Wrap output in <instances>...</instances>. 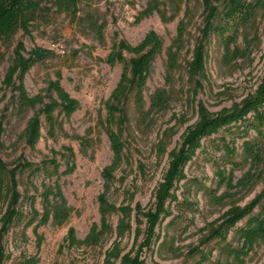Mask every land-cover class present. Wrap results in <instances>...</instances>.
Instances as JSON below:
<instances>
[{
  "label": "rangeland",
  "instance_id": "374dc122",
  "mask_svg": "<svg viewBox=\"0 0 264 264\" xmlns=\"http://www.w3.org/2000/svg\"><path fill=\"white\" fill-rule=\"evenodd\" d=\"M149 1L82 0L75 15L49 0L30 13L31 35L24 34L21 28L17 29L13 40L0 46V114L7 104L10 111L13 110L12 91L4 93L2 80L12 61L17 42L23 40L27 50L42 46L54 51V57L47 60V63L34 65L26 73L25 86L28 92L31 95L41 92L51 79L57 78V72L61 71V84L82 104L66 120L65 128L70 133L84 134L86 128L96 124L99 115H105L102 102L108 99L120 78L122 63L110 64L106 61L113 44L124 38L136 45L150 29L162 36L163 50L157 56L147 79L144 109L149 108L150 94L162 87L170 91V104L166 109L150 114V120H146L147 113L142 114L134 107V97L131 96L128 103V125L123 132L128 161L118 172L123 180L117 182L119 188L112 194V199L117 204L125 202L134 206L139 202L145 210L154 207L155 189L168 167L169 152L180 142L186 128L197 119L199 105L203 103L214 112L230 108L254 92L264 76V0H241L247 11L235 12L233 9V17L227 11L229 2L220 1L213 28L206 39L203 35V22L207 14L203 0H160L164 14L152 10L140 19ZM183 17L187 22V30L183 39L177 41L178 22ZM103 21L106 27L104 39L101 40L94 24ZM202 39H205V44L201 47L204 57L202 67L198 68L196 49ZM169 49L176 51L177 58L175 66L170 68ZM126 55L129 57L132 53L126 52ZM32 113L33 110L28 115ZM24 125L25 122H15L14 127L9 129L8 141ZM251 132L246 138L234 136L239 152L231 156L238 165L234 170V182L248 168L241 152L243 142L248 138H255V132ZM165 133L169 134L167 149L161 154L157 151V145ZM91 136L95 138L93 156L81 153L79 143L65 137L57 141L43 138L37 146L39 152L31 151L24 144L19 146L16 153L11 148L6 151L9 160L23 152L37 161L43 153H48L51 148L60 149L62 145H71L76 151V169L62 177L63 189L74 208V214L62 227H40L44 240L38 264H105V250L114 237L103 246L95 247H69L65 241L69 228L74 227L78 237L83 238L91 224L100 217L98 195L103 189L101 171L110 162L113 153L106 133H101L99 138L97 133ZM225 137L226 141L232 139V135L224 131L207 139L204 142L206 148L186 166L188 181L180 183L186 182L178 193L180 197L191 199L193 205L198 206V212L189 230L183 234L177 233L175 246L180 247V251L175 252L172 247L158 251L157 245L152 249L145 248L143 255L148 261L155 258L166 264H185L186 261L193 264L198 260L194 255H202L203 250L207 254L203 264H217L220 260L223 251L217 249L213 253L209 252L214 243L201 244L203 227L222 217L233 203L243 205L251 200L264 186L263 181H258L250 188H238L223 203H216L205 193L210 190L219 195L227 188L220 181L213 164L214 158H224L221 167H225V175H229L231 160L227 159L226 154L223 155L220 146H214L218 143L222 145ZM91 151L90 148L89 153ZM260 157L264 168V147L260 150ZM172 207L175 208L176 204L173 203ZM174 210L177 211L176 208ZM170 218L163 224L169 222ZM117 220L118 216L115 215L114 223ZM143 221L142 229L146 227V219L143 218ZM183 226L184 224H180L176 229L179 231ZM30 234L32 238L29 249L33 252L36 250V238L31 229ZM134 238V232L125 234L122 240L125 251L132 247L137 250L145 234L135 245ZM191 249L192 252L189 251ZM247 264H264V243L257 245L248 254Z\"/></svg>",
  "mask_w": 264,
  "mask_h": 264
},
{
  "label": "trees",
  "instance_id": "16d2710c",
  "mask_svg": "<svg viewBox=\"0 0 264 264\" xmlns=\"http://www.w3.org/2000/svg\"><path fill=\"white\" fill-rule=\"evenodd\" d=\"M47 1L49 0H0V46L12 41L17 29L21 28L24 34L31 35L30 13ZM52 1L57 7L75 15L82 2V0ZM203 1L207 14L203 22L205 39L213 28L220 1L229 2L227 11L231 17L236 11H247L241 0ZM152 10L165 13L160 0H150L139 18L148 15ZM105 27L104 21L94 24L101 40L104 39ZM186 30L187 22L183 17L178 22L177 41L183 39ZM205 39L198 43L196 49L198 68L203 64L204 52L201 47L205 44ZM163 45L162 36L154 29H150L136 45L124 38L113 44L106 61L110 64L122 63L120 78L108 99L102 102L105 115H99L95 125L86 128L84 134H79L70 133L65 128L66 120L79 110L82 104L61 84V71L57 72L56 79H51L48 85L35 95H31L25 86L26 73L34 65L47 63V60L54 57V51L42 46L27 50L23 40L17 42L12 61L2 80L4 93L12 91L13 110L10 111L7 104L0 114V264H38L44 240L40 227H62L74 214V208L68 201L62 183V177L76 169L74 147L62 145L60 149L51 148L48 153H43L38 161L27 157L23 152L9 160L6 151L11 148L16 153L21 144L33 152H39L37 146L43 138L57 141L65 137L76 140L81 153L93 156L95 138L91 135L97 133L99 138L101 133H106L113 154L110 162L101 171L103 189L98 195L99 220L91 224L83 238L78 237L74 227L69 228L65 237L69 247L103 246L114 237L105 250V264H166L155 258L148 261L143 255L144 249H152L157 245L158 251L165 247H172L175 252L180 251L181 248L175 246L177 233L183 234L189 230L195 221L198 206L193 205L191 199L180 197L178 190L186 183L180 184L183 180L188 181L186 166L206 148L204 142L213 135L221 131L232 135L230 141H226L225 137L222 145L219 143L214 145L221 147L223 155L226 154L227 159L231 160L232 168L226 176V168L221 167L224 158L213 159L216 173L227 188L219 195L210 190L206 191L211 199L216 203H223L232 197L238 188H250L258 181H263L264 184V168L260 157V150L264 147L263 76L254 92L230 108L214 112L203 103L199 105L197 119L186 128L180 142L169 152L168 167L155 189L153 208L145 210L139 202L133 206L131 203L117 204L113 201L112 194L119 188L117 182L123 180L118 172L128 161L123 132L128 125V103L131 96L134 97V107L142 114L147 113L146 120H150V114L164 110L170 104V91L162 87L150 94L149 108L144 109L147 79L157 56L163 50ZM126 52L132 55L128 57ZM168 53V66L174 67L177 60L176 51L169 49ZM38 105L40 106L37 107ZM31 110L33 113L29 116ZM21 121L25 122L24 127L8 141L9 129L14 127L15 122ZM251 130L255 132V138L246 139L241 152L243 159L248 163V168L243 176L234 182V170L238 165L231 156L239 153L234 136L246 138L252 134ZM168 136L169 134L165 133L157 145V151L161 154L167 149ZM90 148L92 151L89 153ZM173 203L176 204L177 211L172 207ZM115 215L118 216L116 223ZM142 217L146 219L144 229ZM168 217L171 218L164 225ZM180 224L184 226L178 231L176 227ZM30 229L36 238V250L33 252L29 249L32 238ZM132 232L135 236L134 245L143 234L145 238L137 250L132 247L125 251L122 240L126 233ZM202 232H204L200 241L202 245L214 243L210 253L217 249L223 251L217 264H247L248 254L257 245L264 243V186L245 204L233 203L222 217L207 223ZM189 251L192 252L193 249ZM201 254L194 255L198 260L193 264H203L207 254L204 250ZM185 264L190 263L186 261Z\"/></svg>",
  "mask_w": 264,
  "mask_h": 264
}]
</instances>
